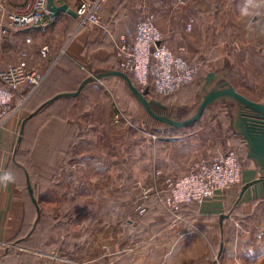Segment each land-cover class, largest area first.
Listing matches in <instances>:
<instances>
[{
    "label": "crops",
    "instance_id": "0c3cea01",
    "mask_svg": "<svg viewBox=\"0 0 264 264\" xmlns=\"http://www.w3.org/2000/svg\"><path fill=\"white\" fill-rule=\"evenodd\" d=\"M35 1L0 0V9L5 8L12 13L22 14L31 9ZM76 1L64 0L60 3L57 0V3L68 4L70 8L75 10ZM105 2L102 20L108 22L111 26L110 39L99 42L98 39L102 36L99 35L96 29L91 26L80 27L79 20L77 21V19L67 14H60L53 21L45 19L36 27L11 29V34L6 40L0 39V67L4 68L11 64L14 53L24 45L26 38L30 37L32 40L29 54L30 66L33 67L34 65L41 72L45 69L48 61L54 58H56L55 62L57 61L56 66L61 63L63 65L73 63L80 67V70H86L82 67V65H85L89 73L101 69L115 68L114 62H117V59L111 58V56L116 54L115 44L117 39L122 35L131 36L134 33L138 17L142 15L152 17L157 27L164 32L168 45L175 51L183 49L184 54L189 59V57H193L195 46L197 47V44L203 39V34L206 35V33L211 32L213 36L219 33L227 34L231 31L230 27L235 25L240 17L238 10L235 8L242 4V1L233 0H106ZM77 22L79 26L76 27L74 32L70 31V36H68L66 30L70 23L75 24ZM189 25L192 26L191 32L186 30ZM66 38L67 41L61 49ZM94 43L100 45L94 47L92 46ZM44 48H47V50L44 51ZM227 63L232 64L230 56H225L220 66L207 70L206 75L208 72L222 69ZM52 70L49 68L48 72L51 73ZM48 72L46 74H49ZM48 76L50 75H47V78ZM85 90L82 94L86 95L88 89ZM132 109L136 110L137 107L133 106ZM76 110L79 117V120L76 121L77 127L88 128V126H91V128H95L93 131L95 135H90L89 139L88 132H85L83 136H76L78 143L75 145V150L71 152L70 158H66L68 155L63 153L64 150L61 147L62 136L55 130L57 128L56 122L51 119L54 116L45 117L43 115L39 119L42 123L37 129L38 134L33 142L32 167L30 168L32 175L33 173L37 175L39 190L48 191L51 189L59 193H73L74 196L79 195L78 198H75L82 201L84 205L86 200H95L90 198L91 195L89 194L94 191L102 192L100 198L102 201L104 200L103 204L107 201V197L103 193L107 194L113 191L109 190L111 184L109 174L114 165L117 167V176L122 177L125 175L124 170L127 169L126 164L129 168H132L128 164L129 159L133 158L137 161L136 168L140 173L135 172V168L134 170L132 168V176H138L139 178L142 173L145 176L143 175L144 178L141 177L139 182L132 181L131 183L136 184V191L140 195L141 192L149 188H153V192H156V189L159 191L164 188L163 180H159L155 175L157 167L161 169L165 176L182 175L189 169L188 159L192 158L191 164L193 165V162L198 160L197 157L200 152L205 148L202 140H194L196 136L195 128L192 131H187V137L184 141L186 148L178 151L176 145L182 140L181 138L163 137L167 136L166 132H161L162 135H158V139H153L151 134L139 137L136 133L129 132L131 127L120 126L115 119H112V125L110 121H106L104 119L106 110H103L100 120H95L93 123L92 113H90L92 119L88 118V98L80 102ZM134 122L142 124L138 119H135ZM230 122L229 118L228 129L231 133L230 138H233L235 135ZM143 123L144 125H150L149 122ZM10 129L9 126V131ZM9 131L4 134L0 141V250L19 239L27 222L25 190L20 170L15 162V151L11 148L9 135L11 131ZM153 133L157 136L156 131H153ZM225 134L228 138V131H225ZM222 138H224V132H215L213 144H216ZM225 142L226 150L232 147L231 143L226 144ZM178 153H180V160H177ZM246 160L249 166L243 172L240 187L220 193L213 200L199 203L200 206L196 215L200 218H215L222 238L228 231L226 226L231 225L234 221L233 218H246L242 217L241 214H251L249 217L253 218L256 209L264 208V183L249 188L240 199L242 187L260 177L253 162L248 157H246ZM120 165H123L124 168ZM34 167H36L35 171ZM123 183H125L124 180H121V189L126 188ZM121 189L119 188L118 191ZM71 195L69 194V197L73 196ZM120 195L126 196L124 191ZM152 196H155V194H152ZM140 197L143 198L142 195ZM66 199L70 200V198ZM66 199L59 200L57 203H64V208H68L69 200ZM73 199L72 197V201ZM151 205L153 213L150 217L147 216L145 222H142L144 229L141 235L135 234L131 237L130 228L124 226L127 222V224H132L135 227L138 222H141L140 219L135 223L125 222L119 212L115 219L108 216L100 219L101 227L99 229L95 227L98 231L96 233L90 231V237L87 236L84 239V234L79 233L82 232V229L78 228L76 223H71V228L65 231L63 230L65 228L61 229L64 223L58 222L55 228L56 234L64 235L61 238L63 241L59 245L54 243L51 244L52 246L50 244L46 245V238L44 237L42 239L43 246L44 248L49 246L47 248L48 252L44 251V248L43 251H32L26 248L29 241L23 250L8 257H0V264H16L15 260L25 252H36L42 258L58 259L61 262L60 264H88V260L92 262L96 257H104L106 261L103 264H108L112 256L117 259L115 264H123L122 262L126 256L133 257L131 264H171L176 256L188 255L189 252L185 244L191 236L194 238L192 241L196 242V236L187 233L186 229L180 225L174 226L175 222H170L159 212H156L155 203H151ZM251 209L252 211H250ZM221 217H224L223 220H221ZM53 218L60 219L57 216ZM171 224L174 227H171ZM134 231H137V229ZM64 240L65 243H69L67 252L63 248L64 244L62 245ZM51 248L52 251H50ZM225 251L226 246L224 243V251L220 259L224 257ZM65 256L68 258H65ZM200 262L205 263L204 260ZM111 264L114 263L111 262ZM179 264H183L181 259ZM185 264H189L188 260Z\"/></svg>",
    "mask_w": 264,
    "mask_h": 264
},
{
    "label": "rangeland",
    "instance_id": "374dc122",
    "mask_svg": "<svg viewBox=\"0 0 264 264\" xmlns=\"http://www.w3.org/2000/svg\"><path fill=\"white\" fill-rule=\"evenodd\" d=\"M233 1H238V2L242 1V4H240L239 7L234 6L236 7L235 9L238 10L240 17L237 23L230 27L231 31L227 34L219 33L218 35L215 34L213 36L211 32L206 33V35L203 34V39L197 44V47L195 46L196 49L194 51L193 57L190 58L188 56L189 60L192 63L196 64L199 68L197 79L193 83V85H190L182 89L181 91L170 97H160L161 100L165 104H167L170 107V109H172L174 112L188 109L196 102V100L198 99L197 94L199 92L201 85L203 84L206 71L214 67L220 66L221 61L225 56H230L232 59V64H230L232 68V74L230 75L229 80L236 88V90L253 101L264 103V0H246V1L233 0ZM190 34L193 35L192 33ZM66 41L67 38L65 39L64 44H62L61 49L64 47ZM115 56L116 54L112 55L111 58L113 57L116 58ZM61 58L62 56L60 57V59ZM55 59L56 58L48 61V64H46L45 69L42 70L43 73L48 72L49 68L54 69V67L57 65V61L55 62ZM82 67L86 68V70L83 71L84 74H81L75 69L70 70L69 66L65 67L63 71L70 70V75H84V76L88 75L89 72L87 71V67L85 65L84 66L82 65ZM33 68H35L34 65ZM115 68H118V65L115 66ZM48 73H49L48 75L51 74L50 72ZM66 78L68 80L69 85L75 82L73 80V77L72 78L66 77ZM65 87L62 88L54 87V85H52V80L45 81V83L42 85V87L39 90L38 93L39 95L36 98H33L31 102L30 100L27 101L24 104L23 109L17 114V116L13 117L8 122L4 134H6L9 131V126H10L11 132L9 131L10 132L9 135L12 146L11 148H13L14 151H15V144L20 129V125L23 119L37 106V103L39 102V98L41 96L43 97L49 95L51 92L54 91H55L54 93H56L57 91ZM87 89L88 92H86V95L82 94L80 97L76 98L75 101L72 102L71 104L72 106H70V108L66 110L67 116L65 117L69 121V123L66 124V126L62 125L64 127L62 131L64 132L61 138V145L62 144L67 145V143L68 144L72 143L73 138L70 137L71 135L70 131L72 130L74 132L72 126L76 125V121L79 120L76 108L79 105V103L84 101L86 98H88V118H90V113H92L91 116L93 115L94 117V120L92 121L93 123L95 122V120H100V117L103 115V110L104 111L106 110V112L104 113V119L106 121H110L111 125H112L111 123L112 119L117 120L121 118L122 117L121 114H123L127 118V119L125 118L126 121L133 122L132 125H134V127H132L129 124H125L124 126V127H131L129 128L130 133L132 134L136 133L137 136L143 137L148 134L153 135L154 134L153 131H156L157 136L162 135L160 132H158L159 124L150 122L149 123L150 125H144V123L142 122L141 124L142 126H141L140 124L134 122L135 119L137 118L136 116H134V114L131 113L132 107H130L127 104V102L124 100L123 95L125 94L127 95V93H126V88L122 82L118 80H111L110 82L93 84L89 86ZM64 111L65 110H63L61 114H63ZM59 114H60V110L58 108L57 110L51 112L50 115L57 116ZM39 119L35 121L36 124H34L35 125L34 127L32 125L31 127V129L33 128L32 132L30 129L29 132L30 145L33 144V142L36 140L35 136L37 135L36 134L37 129L42 123ZM90 119H92V117ZM228 122H229V115L227 108L216 105L210 107L205 112L203 118L193 127L177 130V131L169 130L165 133L167 134V136H163V137L173 136V137L181 138L182 140L178 142V145H176V148L178 149V151H180V149L186 148L184 146V141L187 137L186 134L187 131H192V129L195 128L196 136L194 137V140L195 141L202 140L205 144V148L200 152V155L197 157L198 159L197 161L205 158L211 161L215 157L219 156L222 152H225L226 148L224 146V142L226 141L225 142L226 144L227 143L232 144V147L229 148H233V150L236 151L237 155L241 158L244 164V168H246L249 166V163L245 158V154H246L245 147L244 145L241 144H235L234 139L230 138L231 133L229 132L228 129V125H229ZM59 128L60 127H57L55 128V130H58ZM80 129H82V131L84 130V132L85 130L86 132H88V128L82 127ZM218 131L224 132V138H222V140H218L216 144H213L214 133ZM225 131H228V135H229L228 138L226 137ZM87 134H88V139L91 137L90 135H95L94 132H91V134L90 133ZM81 135L83 136V134ZM73 143L74 144H73L72 152H74L76 147L75 145L76 143H78V141L75 140L73 141ZM194 150L196 151L195 148ZM171 154L173 155V152ZM177 160H180V153H178ZM191 160L192 158L188 159L189 169L186 170L185 173H187L191 169V167L195 165V163L197 162L194 161L192 165ZM128 164H130V167H132L133 170L135 168V172L137 171L138 173H140L136 168L137 161L135 159L130 158ZM126 166L127 169L124 170L125 175L122 177L117 176L118 172H117V167H115V165L111 169V171L109 170L110 171L109 179L111 183L109 190H113L112 193L114 194L110 192H108L107 194L103 193L105 197H107V201L104 204H103L104 200L102 201L100 198V196H102V192L100 191H96V192L94 191L89 193L91 195L90 198H94L95 200L94 201L86 200V204H88L87 206L86 204L84 205L82 201L76 199L78 198L79 195L74 196L73 193L65 192L64 193L66 194L65 198H70V200L66 199L69 200V207L64 208L65 207L64 203L59 204L56 201H54L53 204L49 205L46 208L45 217H47L48 219L49 218L52 219L53 217L56 216L58 218L62 217L63 218L62 221H64L63 222L64 225L61 226V229L65 228L63 229L65 231L71 228L70 227L71 223H76L78 225V228L80 227V229H82V232L79 233L84 234L83 239L86 238L87 236L90 237V231H93L92 233L94 232L96 233L98 231V229L101 227V223H99V221L104 216L106 217L108 216L111 219H115L117 217V213L119 212V215H122L125 222L126 221L135 222L140 212L142 210H145L143 205H141L142 198L140 196L142 195L143 199H147L145 197L147 193L146 190L144 189L145 191L141 192L139 195L135 188L136 184H132L131 182L132 181L139 182V179L141 180V177L143 179L145 174L144 173L140 174L139 178L138 176L133 177L131 174L132 168H129L127 164ZM120 167L124 168L123 165H120ZM35 170L36 167H34V171ZM185 173H183L182 175H175V174L173 175L176 177H180L183 176ZM121 180H124L125 183L123 184L126 188L121 189L122 187L120 186ZM118 186L121 189L120 191H118L119 190V188H117ZM122 191H124V194L126 196L123 197L122 195H120ZM69 194L73 195V196L71 195L74 198L73 201H72V197H69ZM139 198L141 199L139 200ZM137 200L139 201L137 202ZM255 202L257 203V201ZM120 203L123 204L121 205ZM252 209L250 211H252ZM170 213L174 217V221H173V223L175 222L174 226L180 225L184 229H186L187 233L191 235L195 234L196 236L195 237L196 242L192 241L194 240V238H192L191 236L189 237V241H187L185 244L186 249L189 252L188 255H185L183 257L176 256L175 257L176 259L173 260V263L171 264H179L180 259L182 260L183 264H185L187 260L189 264H202L200 261L203 260L205 261V263L203 264H213V262L216 259L218 260L220 241H223L225 243L226 251L224 253V257L222 259H219L217 264H264V208H259L258 210L256 209L255 212L253 213L254 215L253 218L249 217L251 216V214L250 215L247 214L248 217L247 215L241 214L242 217H246L242 219L241 218L237 219V217L233 218L234 221L231 223V225L226 226V230L228 231H226L225 236H223V239H221V236L219 234V230L216 225L215 218L211 219V218L194 217L192 219H188V218L186 219L184 215H182L180 212L178 213L175 211ZM102 226L105 227L104 225ZM124 226L129 227V224H127L126 222ZM174 226L173 224H171V227ZM95 227H98V229L96 230ZM63 237H64L63 234L62 235L56 234V230L55 232L51 231L45 237L46 245L47 244L51 245L53 243L59 245L60 242L63 241L61 239ZM62 245L64 250L67 252L69 243L68 242L65 243L64 240V243H62ZM48 247L49 246L45 247L44 251L48 252L47 249ZM52 250L53 249L51 248L50 251ZM30 254H32L33 256L31 255L28 256H31L32 258L35 257L36 259L37 257L38 264L61 263L58 261V259L54 260L48 257L45 258L39 257L36 252H32ZM28 256L24 258L23 264H26V261L28 263H31L29 260L30 258H28ZM67 256H65V258H68ZM132 259H133L132 256H126L122 263L131 264ZM116 260H117L116 257L112 256V259L109 261L110 263L108 264H111V262L115 264ZM104 261H106L104 257H96L93 259L92 262L91 260H88V264H103Z\"/></svg>",
    "mask_w": 264,
    "mask_h": 264
},
{
    "label": "built area",
    "instance_id": "2783aa9c",
    "mask_svg": "<svg viewBox=\"0 0 264 264\" xmlns=\"http://www.w3.org/2000/svg\"><path fill=\"white\" fill-rule=\"evenodd\" d=\"M106 0H77L75 11L80 27L91 26L101 36H110L107 24L101 18ZM45 19L54 17L47 7V0H36L31 9L22 13H10L0 9V39L6 40L11 29L39 26ZM192 31V26L187 27ZM32 40L26 38L24 45L14 53L13 61L7 67H0V141L8 122L16 117L24 104L39 90L47 78L46 73L29 65ZM47 48H44V51ZM117 65L130 76L141 91L148 90V96L170 97L184 86L193 84L199 68L184 54L183 49L171 48L162 32L150 16L138 17L134 33L120 36L115 44ZM117 124L124 126L133 122L126 121L121 114ZM127 119V118H126ZM139 126V125H138ZM153 139L158 136L151 135ZM244 164L233 148L227 149L211 161L201 159L183 176L164 175L159 167L155 175L163 180L164 188L153 192L146 190V198L155 194L164 196V205L170 212L178 210L181 204L203 203L215 199L220 193L242 185ZM142 210L140 213H144Z\"/></svg>",
    "mask_w": 264,
    "mask_h": 264
},
{
    "label": "water",
    "instance_id": "95a60500",
    "mask_svg": "<svg viewBox=\"0 0 264 264\" xmlns=\"http://www.w3.org/2000/svg\"><path fill=\"white\" fill-rule=\"evenodd\" d=\"M47 7L54 18L60 14H67L78 20L76 11L68 4H58L57 0H47ZM231 74L232 68L228 63L222 69L208 72L197 94L196 102L188 109L178 112H174L159 100L150 98L148 90L138 89L130 76L119 68L91 72L43 100L23 119L15 144V162L21 173L26 196L27 222L19 239L0 250V257H8L23 250L29 241L34 240L41 221L35 182L26 157V143L32 125L58 104L80 97L86 88L96 83L111 80L122 82L127 93L123 95L124 100L130 107H137L136 110L132 109L131 113L140 122L159 124L158 132L160 133L193 127L210 107L215 105L226 107L234 135L243 139L247 148V157L260 174L259 179L242 187L240 199L249 188L264 183V103L253 101L238 92L229 80ZM223 218L221 217V220ZM223 251L224 244L221 245L218 260Z\"/></svg>",
    "mask_w": 264,
    "mask_h": 264
},
{
    "label": "trees",
    "instance_id": "16d2710c",
    "mask_svg": "<svg viewBox=\"0 0 264 264\" xmlns=\"http://www.w3.org/2000/svg\"><path fill=\"white\" fill-rule=\"evenodd\" d=\"M63 1L64 0H58V2H60V3L63 2ZM105 3H104V5H105ZM103 9H104V6H103ZM103 9H102V12H101V18H102ZM78 22L75 23V24L74 23L73 24L70 23L68 29L66 30L68 36H70L69 35V32L70 31L71 32H74V30L76 29V27L79 26L78 25ZM105 23L107 24L108 28L110 29V32H112V29H111L110 24L108 22H105ZM70 34H72V33H70ZM110 37L111 36H102L98 40H99V42H101L102 40L106 41V40L110 39ZM96 45H100V44L94 43L92 46L95 47ZM59 65H62V66H59ZM59 65L54 67V69L52 70L50 76H48V78H46V80H45V81L52 80V85H54V87H60V88H62V87L68 86L69 83H68V80H67L66 77H69V78L70 77L71 78L73 77V80L76 81V80H79L80 78H82V76H84V75H70V70H73V69H75L76 71L80 72L81 74H84V72H83L84 70H82V69L80 70V67L76 66L73 63L72 64H64V65L61 63ZM67 66L70 67L69 68L70 70L69 71H63V69L65 67H67ZM114 66H117V62H114ZM87 71H88V68H87ZM205 77H206V75H205ZM205 77H204L203 83L205 81ZM45 81H44V83H45ZM191 85H193V84H191ZM202 85H201V87H202ZM188 86H190V85L184 86L182 89H184V88H186ZM201 87H200L199 91L201 90ZM40 88H39V90H40ZM39 90L31 97L30 102H31V100L33 98H36L39 95L38 94L39 93ZM54 92H51L49 95H46V96H43V97L41 96L39 98V102L37 103V105L40 102H42L44 99H46L48 96H50L51 94H53ZM160 97L161 96L154 95L153 98L159 100L164 105L168 106L167 104H165L161 100ZM74 101H75V99L65 100L64 102H62L59 105H57L56 107H54L47 114H45V117H49V116L52 117V115H50L51 112H53V111H55V110H57L59 108L60 114L57 115V116H54L51 119H54V121L56 122L57 127H60L57 131L61 134V136H63V132H64V131H62V129L64 128L62 125L66 126V124L69 123V121L65 117V116H67L66 110H68L70 108V106H72L71 104ZM63 110H65L64 113H63L64 115L61 114V112ZM34 124H36V123H34ZM34 124H33V127L35 126ZM76 127H77V124L74 125V126H72V129L74 130V132L72 130L70 131L71 132L70 137L73 138V141L76 140V136H78V135L80 136L81 134L84 135V133L86 132V130L84 132V130L82 131V129H80L79 127H77V129H76ZM32 130H33V128L31 129V132H32ZM92 130L94 131L95 128H91V126H88V133L91 134V132H93ZM36 134H38V133H36ZM233 138H234V141H236L235 143H239L241 145H244V147H245V143H244V141H243L242 138H240L238 136H233ZM73 141H72L71 144L70 143L69 144L67 143V145H65V144L63 145L62 144V146H61L63 148V150H64V152L63 151L62 152L68 155V157H66V158H70V154L72 152V148H73V144H74ZM33 147H34V143L30 145V139H29V136H28L27 143H26V157H27V160L29 162L30 167H32L31 166V153H33L32 152V148ZM245 153H246L245 154V158H246L247 157V148L246 147H245ZM240 160H241V158H240ZM33 176H34V180H35V184H36L35 186H36V193H37V196H38V202H39L40 209H41V221H40V224H39V228H38V230H37V232H36V234L34 236V241L33 242L30 241L27 244V247L26 248H28L29 250H32V251H42L43 248H44L42 239L44 237H46V235L49 234L51 231L53 232L55 230L58 222H64V221H62L63 218H61V217H59L60 219H54V218H52V219L49 218L48 219L47 217H45L46 216L45 215V210H46V208L49 205L53 204L54 201L58 202L59 200L66 199L65 198L66 197V194L59 193V192H54L51 189L48 190V191L39 190V186L37 185V175L35 173H33ZM163 201H164V196L163 195L161 197L150 196L147 199H143V198L141 199V205H143V207L145 209V212L142 213V214L140 213L138 215V217L136 218V221L135 222H138L139 219L141 221V222H138V224H136V226H135L136 228L133 227L132 224L129 225V228H130L129 230L131 232V237H133L135 234L136 235L143 234V229H144L143 227L144 226H143V223L142 222L143 221L145 222V220H147V216L150 217V215L153 213V211L151 210V206H152L151 203H155L156 208H157L156 209V212H159L161 215H163L165 218H167L170 222H173L174 221L173 215L170 213L169 210H167L165 208V205H164V202ZM199 206H200V204L197 203V202H192V203H189V204H181L176 212H178V213L180 212L181 214H183L186 219L187 218L188 219H192L194 217H198L196 214H197V210H198V207ZM58 220H60V221H58ZM136 229H137V231H134ZM219 233H220V231H219ZM221 239H223L222 238V234H221ZM222 244H224V242L223 241H220V243H219V252L221 250V245ZM28 255L33 256L32 254H30L28 252L22 253L20 255V257H18L15 260V263L16 264H23L24 258L27 257ZM31 256H28V258H30L29 260H30L31 263H28L26 261V264H32V263H35L36 264L37 257L35 259V257L32 258ZM217 263H218V260L216 259L213 262V264H217ZM37 264H38V262H37Z\"/></svg>",
    "mask_w": 264,
    "mask_h": 264
}]
</instances>
